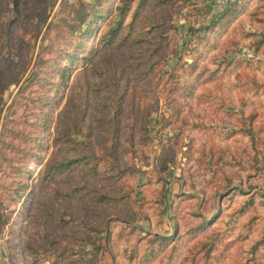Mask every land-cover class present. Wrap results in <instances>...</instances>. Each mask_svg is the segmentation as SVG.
Wrapping results in <instances>:
<instances>
[{
  "label": "rangeland",
  "instance_id": "obj_1",
  "mask_svg": "<svg viewBox=\"0 0 264 264\" xmlns=\"http://www.w3.org/2000/svg\"><path fill=\"white\" fill-rule=\"evenodd\" d=\"M117 1L107 16L113 15ZM0 3V155L14 157L17 165L24 146L13 150L4 143L3 131L29 130L26 123L37 109L48 110L32 99L36 93L30 99L20 89L48 44L47 24L77 21L80 12L93 15L106 3L57 0L37 41L23 47L33 18L32 0ZM227 6L205 0H145L134 18L133 10L124 18L121 45L97 48L88 64L72 65L58 105L48 112L49 131L42 133L40 155L31 158L30 152L22 158L23 168L3 163L4 263L264 264V0H250L236 14ZM220 15L223 19L217 21ZM102 26L89 46L99 39ZM205 28L211 30L207 41ZM19 63L27 65L18 74L20 81L6 85ZM120 96L113 130L111 112L101 103L114 105ZM202 98L207 101L201 103ZM63 107L79 113L68 145L86 142L96 152L113 150L127 167L121 178H102L91 171L83 178L76 176L82 172L76 169L39 189L45 163L63 150L73 154L52 141L56 114ZM18 134L29 136L26 131ZM15 136L9 132L6 138ZM18 174L27 183L24 189L12 184ZM72 185L80 190L76 196L65 192ZM30 190L26 216L22 208ZM183 195L194 196L178 199ZM101 196L110 198L99 201ZM21 212L15 248L19 258H13L7 236ZM201 221L206 225L195 230ZM105 234L110 240L94 249L89 241L101 245ZM154 234L172 238L158 247L147 240Z\"/></svg>",
  "mask_w": 264,
  "mask_h": 264
},
{
  "label": "trees",
  "instance_id": "obj_2",
  "mask_svg": "<svg viewBox=\"0 0 264 264\" xmlns=\"http://www.w3.org/2000/svg\"><path fill=\"white\" fill-rule=\"evenodd\" d=\"M56 1L57 0H32L33 18L27 27L28 42L23 40L20 43L19 47H23L24 44L29 46L31 43L30 41H33L32 43H35L37 41L38 37L42 32V29L48 21V18L53 7L55 6ZM249 1L250 0H244L242 4L239 1L236 4L229 5L224 8H231V13H240L243 11ZM113 2L114 0H103V3H106V6L100 11H96L93 15L89 13L80 12V17L77 21H71L64 25L52 24L51 22L47 24V27L44 32L50 31V34L47 37L48 44L41 50L38 59L34 63V68L31 76L26 80V82L20 89L23 90L22 93L24 95L29 96L30 99L32 91L36 93V97H32V99L37 101L40 107L42 105L47 106L48 110L42 111L40 108L37 109V113H35L34 115L35 118L33 117L31 120H29V122L27 121L26 123L31 126V129L29 130H25L23 128L15 129L10 127L6 128L3 131L4 143L11 145L10 147L13 150L15 149V151L19 150L20 145L24 146L22 149L24 155L19 158V164L17 165H15L16 161L14 157H5L3 154L0 155V172L3 168V163H5L6 167L10 165L14 168H23L24 163H22V158H26L28 155L30 156V152L32 154L31 158H35L40 155L42 149L45 146L42 133H44L45 130L49 127L48 120L50 119V115L48 112L52 108L55 109L58 105L62 96L63 88L65 87L67 82V76L70 72V69L73 68L72 65H74V63L78 61L82 63L86 62V64H88L93 59L97 48L105 49L111 46L121 45L122 42L118 39V35L120 31V26L124 21V18L132 10L133 11L131 13L134 18L138 10L140 8H143L145 0H119L114 6L113 15L107 16L109 15L107 13V11L109 10V6L113 4ZM222 17L223 16L220 15V19H218L217 21H222ZM100 26H102V29L99 33V39L96 42L93 41L89 46V40L94 38ZM206 32L207 33H204L205 36L203 37L205 41L209 39L211 30H206ZM262 41L263 39L260 40V42ZM19 47L17 48V50H19ZM26 66L24 67V65L22 64L15 65V71H17L15 76L9 79L8 83L5 84L7 85L11 82L18 83L21 78L18 74L21 73L24 69H26ZM92 71L94 74H101L98 73L95 69H92ZM1 73L2 72L0 69V85H2V82H4ZM56 76L59 82L57 81ZM196 88L197 87H194L192 85V95H198L195 94ZM205 88L208 89L207 86H205ZM42 89H46L47 92H49L50 90L53 92H50L48 94H42L40 92ZM209 92H211V90H209ZM208 96L211 95L208 94ZM205 101H207V98H202L200 100L201 103ZM113 106H115V108H113ZM82 108L83 107H81V109ZM101 108H107L110 110L112 115L111 120L114 121L112 123V129L115 130V122L117 121V116L121 110V96L115 101L114 105H106L102 102ZM39 113H42L43 117V121L41 122V124L38 122ZM78 114L79 113L77 111L75 113L70 112L66 107H63L60 111L57 112L53 129V144H61L65 149L72 150L73 154H68L65 150H63L59 155H56V158H51L45 163L42 170L39 172V189L42 184H49L55 178L61 176L63 173L68 171H75L76 169L82 171L81 174L77 173L76 176L81 175L83 178L85 176V173L91 171L93 172V174H101L100 176L102 178H114L117 180L118 178H121L123 176L124 171L127 170V167H124L125 165L124 163H122L123 161H121V157L118 154L115 155L114 151L111 149L104 150L105 152L101 153L93 150L86 142H81L80 146H78V144L68 145L73 142L74 139L72 137V134L75 128L77 127ZM25 131L29 133L28 137H25L22 134L17 135V132ZM241 131L247 135H251V131H249L248 129L243 128ZM9 132L16 136L14 138L10 137V139H7L6 135ZM26 146H29V148H27ZM162 164L163 167H166V170H168L166 166V161H163ZM23 180V175L18 174L16 180L12 181V184H21L24 189L26 188L27 183ZM116 182L117 181H115L114 183ZM5 184V182H0V185L2 186H5ZM39 191L40 190H37L34 194L39 193ZM79 191L80 190H78L77 186L72 185V187H70V189L66 190L65 192H68V195L76 196ZM32 196L33 191L30 190L29 197L27 199L28 203L26 205H23L24 207L22 208L24 209V211L22 212H25L26 216L28 213V206L32 204ZM192 196L194 195H183L181 197H178V199L181 200L191 198ZM107 198L110 197L101 196L99 197V201H103ZM158 203H160L161 207L163 206L162 210H164V202L159 199ZM22 212L16 213V219H14L13 225L10 226L7 236L8 243L11 242L7 246L10 250V255L14 256L13 258H16V256L17 258H19V253H17V249L15 250V248L18 244L16 241L20 238L22 231V229L19 227L22 224V217H24V214ZM206 223V221H201V225L196 227L195 230H202ZM91 230L92 233L101 232V230L99 229ZM101 238H103L104 241V243H101V245H98L92 239L89 241L91 242L94 249H101L100 246L104 247V245H106V242L110 240L108 234L101 235ZM171 238L172 237H165L163 235L157 236L154 234L153 236L150 235L149 239L147 240L150 241V243L156 242L155 244L159 247L170 243ZM260 243L264 244V238L262 241H260ZM149 247L151 248L152 246ZM17 260L20 261V259Z\"/></svg>",
  "mask_w": 264,
  "mask_h": 264
},
{
  "label": "built area",
  "instance_id": "obj_3",
  "mask_svg": "<svg viewBox=\"0 0 264 264\" xmlns=\"http://www.w3.org/2000/svg\"><path fill=\"white\" fill-rule=\"evenodd\" d=\"M215 6H226L237 3L239 0H205Z\"/></svg>",
  "mask_w": 264,
  "mask_h": 264
},
{
  "label": "crops",
  "instance_id": "obj_4",
  "mask_svg": "<svg viewBox=\"0 0 264 264\" xmlns=\"http://www.w3.org/2000/svg\"><path fill=\"white\" fill-rule=\"evenodd\" d=\"M0 264H7V263H4L3 249L1 247H0Z\"/></svg>",
  "mask_w": 264,
  "mask_h": 264
}]
</instances>
